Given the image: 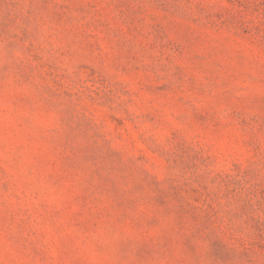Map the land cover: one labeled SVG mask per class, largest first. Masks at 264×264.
Returning <instances> with one entry per match:
<instances>
[{
    "label": "rangeland",
    "instance_id": "rangeland-1",
    "mask_svg": "<svg viewBox=\"0 0 264 264\" xmlns=\"http://www.w3.org/2000/svg\"><path fill=\"white\" fill-rule=\"evenodd\" d=\"M0 264H264V0H0Z\"/></svg>",
    "mask_w": 264,
    "mask_h": 264
}]
</instances>
